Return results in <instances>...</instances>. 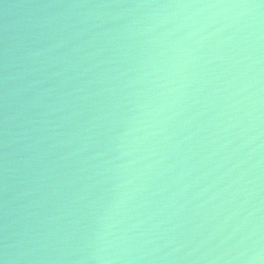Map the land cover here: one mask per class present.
<instances>
[{"label":"water","instance_id":"95a60500","mask_svg":"<svg viewBox=\"0 0 264 264\" xmlns=\"http://www.w3.org/2000/svg\"><path fill=\"white\" fill-rule=\"evenodd\" d=\"M0 264H264V0H0Z\"/></svg>","mask_w":264,"mask_h":264}]
</instances>
